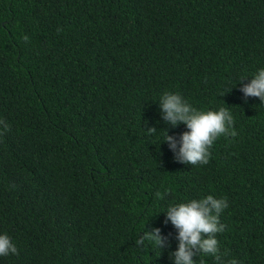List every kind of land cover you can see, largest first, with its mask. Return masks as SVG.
I'll return each mask as SVG.
<instances>
[{
	"label": "trees",
	"instance_id": "16d2710c",
	"mask_svg": "<svg viewBox=\"0 0 264 264\" xmlns=\"http://www.w3.org/2000/svg\"><path fill=\"white\" fill-rule=\"evenodd\" d=\"M261 67L264 0H0V232L19 250L0 264H171L159 213L208 194L229 201L221 252L264 264V104L235 86ZM164 92L228 107L236 135L176 161L146 131L168 127ZM145 225L171 248H136Z\"/></svg>",
	"mask_w": 264,
	"mask_h": 264
},
{
	"label": "clouds",
	"instance_id": "9594fccd",
	"mask_svg": "<svg viewBox=\"0 0 264 264\" xmlns=\"http://www.w3.org/2000/svg\"><path fill=\"white\" fill-rule=\"evenodd\" d=\"M248 83H243L245 80ZM240 91L245 98L257 97L264 104V67L256 70L254 75L244 74L239 77ZM234 86V87H235ZM231 87L229 91H231ZM158 105L162 121L167 128L148 127L149 135H156L163 130L164 136L160 143H166L173 153L174 159L185 165H205L211 155L210 149L221 136H235L234 117L228 107L216 109H198L179 92H164L159 96ZM183 124L186 131L178 137L170 135L169 128ZM8 124L0 119V135L8 131ZM159 143V144H160ZM226 197L208 194L203 198L169 204L159 214H164V224H171L176 230L175 250L169 253L171 264H205L204 257H212L216 264H240L236 258L222 253L218 234L224 232L225 225L221 215L228 209ZM146 229V225H145ZM133 240L136 248L142 249L146 242H151L163 250L171 248V242L160 227L145 230ZM16 242L7 232H0V257L18 255Z\"/></svg>",
	"mask_w": 264,
	"mask_h": 264
}]
</instances>
